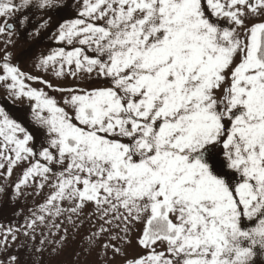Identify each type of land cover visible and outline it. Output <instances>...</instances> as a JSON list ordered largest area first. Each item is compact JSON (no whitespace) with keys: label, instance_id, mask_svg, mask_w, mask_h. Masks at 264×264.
Returning <instances> with one entry per match:
<instances>
[{"label":"snow or ice","instance_id":"6c2138e0","mask_svg":"<svg viewBox=\"0 0 264 264\" xmlns=\"http://www.w3.org/2000/svg\"><path fill=\"white\" fill-rule=\"evenodd\" d=\"M0 37V264H264V0H0Z\"/></svg>","mask_w":264,"mask_h":264},{"label":"rangeland","instance_id":"374dc122","mask_svg":"<svg viewBox=\"0 0 264 264\" xmlns=\"http://www.w3.org/2000/svg\"><path fill=\"white\" fill-rule=\"evenodd\" d=\"M37 20L39 17L36 18ZM58 17L53 16L52 18V26L54 27L57 23ZM35 23V22H34ZM33 25H29V27H33ZM15 40V47L12 49L13 53L19 56L23 63L21 67L25 71H31V57L36 54H46L47 51L55 47L48 38V34L44 33L40 37L38 41H32L30 37L25 36L21 33L17 37H13ZM3 44V38L0 37V45ZM35 74V73H34ZM68 83H72L68 81ZM36 86V85H34ZM5 95L2 88H0V103H7L3 101V96ZM8 111L11 113L13 117L20 118L22 123L27 124V120L24 117L29 113L28 102L25 101H18L13 102L12 104H8ZM15 177H13L14 179ZM32 204V197L28 196L26 198H21L18 202H14L10 200L7 196H0V225L7 226L10 223H14L15 221L19 220L20 217L16 216L15 213L23 211L27 212V206H31ZM19 243V241H18ZM133 249H129L131 253ZM21 256L26 258V253L22 250ZM110 264H122L121 258L117 257L115 260L110 261Z\"/></svg>","mask_w":264,"mask_h":264}]
</instances>
